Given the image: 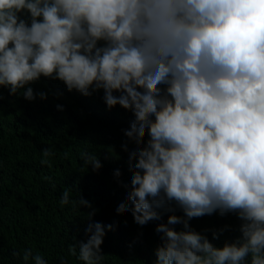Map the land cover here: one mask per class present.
I'll return each mask as SVG.
<instances>
[{
    "label": "clouds",
    "instance_id": "9594fccd",
    "mask_svg": "<svg viewBox=\"0 0 264 264\" xmlns=\"http://www.w3.org/2000/svg\"><path fill=\"white\" fill-rule=\"evenodd\" d=\"M41 77L86 97L103 90L109 110L135 116L124 131L136 145L130 186L114 173L131 207L116 213L131 212L139 226L160 220L157 209L184 213L156 227L155 264H264V0H0V86L45 100L26 87ZM53 155L43 149L41 163L51 167ZM81 160L102 168L96 153ZM71 196L66 187L61 206L92 207ZM217 210L242 221L241 237L222 248L189 223ZM87 232L68 251L102 264L105 226ZM21 258L46 264L31 248Z\"/></svg>",
    "mask_w": 264,
    "mask_h": 264
},
{
    "label": "trees",
    "instance_id": "16d2710c",
    "mask_svg": "<svg viewBox=\"0 0 264 264\" xmlns=\"http://www.w3.org/2000/svg\"><path fill=\"white\" fill-rule=\"evenodd\" d=\"M21 18L30 23L28 13ZM29 86L34 94L46 93L47 99L37 95L28 101L0 86V264H25L21 257L28 248L43 255L46 264H60L61 258L67 264H83L68 249L86 242L87 229L95 223L105 226L102 264H155V249L162 245L163 236L156 227L167 224L168 216L184 213L179 208L174 212L157 209L161 219L145 226L135 224L131 212L116 213L120 203L131 207L127 190L114 173L119 170V180L130 186L129 152L136 145L124 131L135 121L133 113L119 105L109 110L103 90L86 97L75 90L69 92L62 81L44 77ZM148 139L146 131L145 142ZM125 143L128 152L123 150ZM45 148L54 153L48 158L51 167L41 163ZM82 152L96 153L102 168H83ZM66 187L72 191L71 199L83 198L92 207L61 206ZM93 209L96 214L89 219ZM189 223L214 247L222 248L241 237L242 221L236 213L221 217L217 210ZM170 227L183 230L182 225Z\"/></svg>",
    "mask_w": 264,
    "mask_h": 264
}]
</instances>
